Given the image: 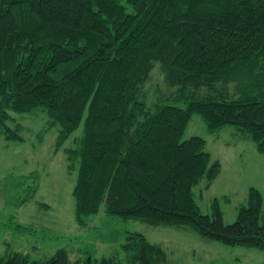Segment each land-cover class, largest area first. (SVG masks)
Here are the masks:
<instances>
[{"label":"trees","instance_id":"1","mask_svg":"<svg viewBox=\"0 0 264 264\" xmlns=\"http://www.w3.org/2000/svg\"><path fill=\"white\" fill-rule=\"evenodd\" d=\"M16 113L41 114V140L57 129L54 152L77 169L79 224L103 207L264 250L261 191L250 187L231 223L218 198L204 213L194 186L209 187L221 163L205 138L183 139L199 113L212 132L235 125L264 155V0H0V135L24 142ZM167 262L140 231L107 256L73 259L65 247L43 259L0 255V264Z\"/></svg>","mask_w":264,"mask_h":264},{"label":"rangeland","instance_id":"2","mask_svg":"<svg viewBox=\"0 0 264 264\" xmlns=\"http://www.w3.org/2000/svg\"><path fill=\"white\" fill-rule=\"evenodd\" d=\"M160 76L157 72L153 80ZM16 114L27 128L26 141L0 135V255L16 250L43 259L65 247L73 259L107 256L123 242L127 231H140L163 245L167 264H264V250L225 245L202 237L189 225L150 224L110 214L103 207L88 215L86 224H79L72 193L77 169L69 167L63 149L54 152L57 129H50L41 140V114ZM83 132L82 123L76 134ZM237 133L238 128L231 124L212 132L202 116L194 113L183 134V139L193 135L205 138L207 150L221 163L211 185L197 184L194 192L204 213H213L218 198L227 223L247 205L250 187L258 188L264 197V155L253 140H242ZM33 173H37L35 194ZM15 223L26 228L21 231Z\"/></svg>","mask_w":264,"mask_h":264}]
</instances>
